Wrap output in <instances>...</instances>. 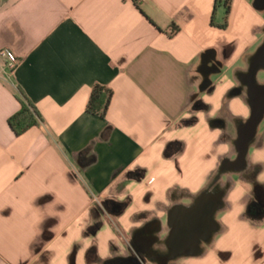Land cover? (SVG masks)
<instances>
[{
    "label": "crops",
    "instance_id": "1",
    "mask_svg": "<svg viewBox=\"0 0 264 264\" xmlns=\"http://www.w3.org/2000/svg\"><path fill=\"white\" fill-rule=\"evenodd\" d=\"M218 1L0 0V264H159L203 197L208 239L168 264H264V0ZM20 92L41 123L16 136Z\"/></svg>",
    "mask_w": 264,
    "mask_h": 264
},
{
    "label": "water",
    "instance_id": "2",
    "mask_svg": "<svg viewBox=\"0 0 264 264\" xmlns=\"http://www.w3.org/2000/svg\"><path fill=\"white\" fill-rule=\"evenodd\" d=\"M256 118H253V120L255 121ZM240 144L241 149L238 161L243 164L247 147L244 142H240ZM219 207L218 198L203 197L193 208L186 210V213L179 212L180 208L172 209L168 214L169 224L172 227L169 242L172 244L174 251H171L170 256L156 257L159 264H168L170 260L178 255L196 254L200 240L206 241L208 239V236L204 237L201 234L204 231H212V218ZM152 224H149L147 227ZM158 231L159 229L155 232ZM155 232H147V228H144L133 236L132 241L147 253L155 255L152 251L154 244L158 241V238L153 234ZM144 234L149 235L145 236Z\"/></svg>",
    "mask_w": 264,
    "mask_h": 264
},
{
    "label": "trees",
    "instance_id": "3",
    "mask_svg": "<svg viewBox=\"0 0 264 264\" xmlns=\"http://www.w3.org/2000/svg\"><path fill=\"white\" fill-rule=\"evenodd\" d=\"M220 6V1L216 0V8ZM221 7L225 11V19L230 12V0H224ZM226 22V21H225ZM225 22L223 27H225ZM112 92L103 87L96 85L91 91L90 97L86 105V112L88 114L104 118L108 109ZM20 109L8 119V125L16 136H20L28 131L30 128L37 127L41 123V118L36 111V108L31 104L20 92ZM174 145L168 147L166 154L171 153Z\"/></svg>",
    "mask_w": 264,
    "mask_h": 264
},
{
    "label": "built area",
    "instance_id": "4",
    "mask_svg": "<svg viewBox=\"0 0 264 264\" xmlns=\"http://www.w3.org/2000/svg\"><path fill=\"white\" fill-rule=\"evenodd\" d=\"M134 4H139L142 0H130ZM0 56L5 59L6 61V68L8 69L9 72L14 71L16 68L18 61L15 55L9 51V50H3L0 52Z\"/></svg>",
    "mask_w": 264,
    "mask_h": 264
},
{
    "label": "flooded vegetation",
    "instance_id": "5",
    "mask_svg": "<svg viewBox=\"0 0 264 264\" xmlns=\"http://www.w3.org/2000/svg\"><path fill=\"white\" fill-rule=\"evenodd\" d=\"M156 246H157V248L160 249V247H161V243H158ZM157 252H158L160 255L157 256V254H156V255H155V258H156V257H159V256H161V255H162V256H170V255H171V254H168V253L164 252L163 250H158Z\"/></svg>",
    "mask_w": 264,
    "mask_h": 264
}]
</instances>
